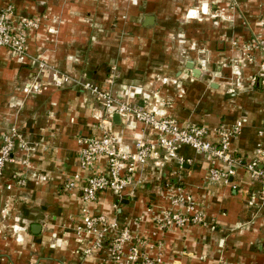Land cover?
I'll return each mask as SVG.
<instances>
[{
  "label": "crops",
  "instance_id": "1",
  "mask_svg": "<svg viewBox=\"0 0 264 264\" xmlns=\"http://www.w3.org/2000/svg\"><path fill=\"white\" fill-rule=\"evenodd\" d=\"M9 4L17 19L39 26L29 31L26 59L0 47V142L12 126L20 135L16 158L0 175V264H108L106 249L84 253L93 242L80 230L84 209L116 219L119 231L129 227L140 251L161 264H264V183L245 167L253 160L264 167V153L256 154L264 148V52L248 61L234 44L264 39V0H0V8ZM36 56L121 100L157 104L181 125L215 133L242 122L230 148L242 164L228 183L215 184L207 176L222 159L182 145L180 165L156 148L120 201L104 192L85 204L81 186L107 161L84 170L79 138L99 136L107 112L88 90L55 87ZM111 129L128 148L139 136L157 140L135 120H113ZM21 141L30 146L26 165L18 159ZM21 175L25 185L6 187ZM178 193L184 200L175 205ZM187 196L203 222L162 225L167 210L188 214Z\"/></svg>",
  "mask_w": 264,
  "mask_h": 264
},
{
  "label": "built area",
  "instance_id": "2",
  "mask_svg": "<svg viewBox=\"0 0 264 264\" xmlns=\"http://www.w3.org/2000/svg\"><path fill=\"white\" fill-rule=\"evenodd\" d=\"M38 26V21L32 18L20 17L17 19L15 8L11 4L0 8V47L8 48L20 60L26 59L29 56V31L38 28ZM234 44L241 49L244 59L248 61L254 60L255 50L260 49L264 52V39L262 38L245 42L235 40ZM36 60L42 72L49 71L52 84L55 87L61 88L74 85L88 90L103 103L106 109L107 117L99 123L101 134L97 137L79 138L83 146L80 160L81 167L84 170H90L94 167L96 160L101 157L107 161V169L90 173L83 186H81L80 197L85 204L94 202L99 194L104 192L112 193L117 201H120L126 188L132 182L137 168L148 163L149 159L156 154V148H161L167 159L176 158L180 165L184 162V158L179 156L178 153L182 145H188L197 152L210 157L222 159L225 165L212 167L207 176L208 181L215 184L228 183L229 177L236 172L235 167L242 164L241 158L234 156L230 150L232 139L241 131L242 122H238L231 127L222 126L214 131L215 133L196 123L181 125L176 118L164 116L157 104L153 106L150 102L138 104L121 100L112 89L102 88L93 81L80 80L53 65L47 64L39 56H36ZM258 75L264 77V61L261 63ZM255 79L256 76H253L252 82ZM116 113L121 118L139 121L152 128L157 133V140L149 142L139 136L134 141V148L126 147L122 138L111 129L113 115ZM214 135L217 139L214 138ZM19 139V129L16 126H12L1 137L0 175H3L7 164L16 158ZM29 151L30 146L21 141V155L18 159L22 165L28 164L29 161L25 153L28 154ZM263 153L264 148L259 144L256 154ZM245 167L251 176L260 179L264 183V167L260 166L257 160L246 163ZM14 177L13 182L7 184L8 189H12L16 184L19 186L25 185V177L22 175ZM67 185L69 189H72L75 187V182L70 181ZM187 199L190 202L187 209L188 214L167 210L163 213L162 225L185 227L193 223L203 222L204 214L202 210L193 204L191 196H187ZM250 199L255 202L256 197L252 195ZM180 200H184L181 194L173 199V204H179ZM84 212L83 226H80V230L93 237L92 246L84 249L86 255H91L94 249H106L108 264H161V257L153 258L140 251L138 244L140 240L133 235L129 227L124 226L119 231V223L116 219L112 220L105 214H91L87 209H84ZM113 230H118V232L111 236L110 233ZM133 239H136L137 242L132 243ZM129 243L130 246L127 250L126 246Z\"/></svg>",
  "mask_w": 264,
  "mask_h": 264
},
{
  "label": "water",
  "instance_id": "3",
  "mask_svg": "<svg viewBox=\"0 0 264 264\" xmlns=\"http://www.w3.org/2000/svg\"><path fill=\"white\" fill-rule=\"evenodd\" d=\"M113 120H114V122H116V123H120L121 122V117H120V115L118 114V113H116V114H114V116H113ZM36 227H40V225H35V228Z\"/></svg>",
  "mask_w": 264,
  "mask_h": 264
},
{
  "label": "bare ground",
  "instance_id": "4",
  "mask_svg": "<svg viewBox=\"0 0 264 264\" xmlns=\"http://www.w3.org/2000/svg\"><path fill=\"white\" fill-rule=\"evenodd\" d=\"M114 116V115H113Z\"/></svg>",
  "mask_w": 264,
  "mask_h": 264
}]
</instances>
